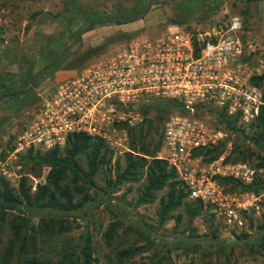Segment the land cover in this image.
<instances>
[{
  "label": "rangeland",
  "instance_id": "374dc122",
  "mask_svg": "<svg viewBox=\"0 0 264 264\" xmlns=\"http://www.w3.org/2000/svg\"><path fill=\"white\" fill-rule=\"evenodd\" d=\"M139 1L0 0V75L13 79L20 75L24 81L19 85L12 83L17 88L32 87L29 101L22 102L24 94L0 98V152L9 147L13 136L57 81L111 55L130 41L172 30L212 34L224 30L229 18L238 14L242 18L241 36L246 49L254 62L258 59L264 62V0H155L141 18L123 24H85L80 17L79 10L130 15ZM50 36H58V41L49 39ZM98 46L102 48L96 54L91 53ZM54 58L61 65L51 75L37 76L33 81L43 65ZM260 88L263 93L264 79ZM178 112L173 107L167 109L163 120ZM156 113L150 110L147 115L150 121L132 131L133 135L140 134L151 149L163 129V120H158ZM201 113L211 132L226 135L216 144L218 151L228 149L241 161L251 162L258 177L264 178V165L258 166L264 158L260 128L250 124L226 125L215 110ZM135 143L138 147L139 141ZM79 160L87 168L83 155ZM117 163L122 166L123 158L113 155L106 165L98 168L93 176L95 188L88 191L91 201L85 210L58 214L67 220L61 231L53 224L51 229L40 232V219L50 216L45 208L18 204L7 209L0 221V256L12 243L11 264L28 258L66 264L64 254H79L89 237L91 264H264V192L256 194L257 207L241 230L226 226L207 209L190 216L184 204L161 222L157 211L166 189L156 191L152 200L140 203L144 174L137 181H126L112 189L106 187V178L114 179ZM35 169L41 174L38 181H43L47 169L38 165ZM71 177L67 174L63 183L72 184ZM185 201L192 200L186 197ZM113 225V238L106 240V232ZM128 247L135 248L134 254L119 261L116 253ZM78 259L81 262L80 256Z\"/></svg>",
  "mask_w": 264,
  "mask_h": 264
},
{
  "label": "built area",
  "instance_id": "2783aa9c",
  "mask_svg": "<svg viewBox=\"0 0 264 264\" xmlns=\"http://www.w3.org/2000/svg\"><path fill=\"white\" fill-rule=\"evenodd\" d=\"M242 28V18L235 14L224 30L212 34L172 30L133 40L57 81L0 156V177L16 186L25 174L21 157L29 149L62 147L77 133L99 137L115 157L134 153L129 127L141 120V110L174 100L180 111L163 120L155 158L175 170L188 198L201 202L226 226L241 230L259 196L228 189L221 180L248 184L257 169L249 161L230 159L228 149L204 161L203 151L226 135L211 132L200 113L219 110L240 125L258 116L264 99L252 78L262 73L264 62L253 61ZM31 180L35 189L38 179Z\"/></svg>",
  "mask_w": 264,
  "mask_h": 264
},
{
  "label": "trees",
  "instance_id": "16d2710c",
  "mask_svg": "<svg viewBox=\"0 0 264 264\" xmlns=\"http://www.w3.org/2000/svg\"><path fill=\"white\" fill-rule=\"evenodd\" d=\"M154 1L140 0L130 15L113 16L104 12L84 13L79 10L80 17L85 24H123L141 18ZM79 33H81V30ZM58 38V36H50L49 39L57 42ZM100 48L102 46L93 48L91 53L96 54ZM60 65L61 61L56 58L47 61L39 73L33 78V81L37 79V76L51 75ZM263 79L264 72L259 76L253 77L252 82L260 87ZM21 81H24V78L20 75L18 79H13L12 76L4 77L0 75V98H14L18 94H24L25 96L22 102L29 101L32 98V87L30 86L26 89L17 88L18 86L16 87L12 83H18L19 85ZM172 107L179 110L178 104L174 100L156 101L141 110V120L136 125L129 127V144L134 153H125L121 157L123 158V165L121 166L119 163L116 165L114 179L107 177L105 180L106 187H111L112 189L126 181H137L144 174V189L138 198V202L140 203L152 200L155 197L156 191L165 188L166 192L159 199L160 207L157 211L161 222L169 217L172 210L183 204L186 206V211L190 216L198 215L203 209L208 210L198 200L191 199L192 201L190 203L186 202L185 198L188 192L184 183L178 178L175 170L168 166L166 161L155 158V154L160 147L162 134H160V139L152 149L149 147V143H143L144 138L140 134H137L138 136L133 135L132 131L136 126H139L145 121H150L147 116L150 110H156L157 118L161 121L167 109ZM207 110L214 111L215 109ZM215 111L219 112L221 121L225 122L226 125L236 124L235 119L226 117L219 110ZM250 125H256V127L260 128L258 133L260 136H264V103L260 106L256 120L251 122ZM253 139L259 140L257 138ZM135 141H139L138 147ZM9 148L10 145L7 149L0 152V156L5 155ZM220 153L217 145H214L203 151V160H212ZM82 155L84 156L87 168H84L80 164L79 157ZM112 156V151L102 139L81 133L69 137L62 147H55L47 151L29 149L21 157L25 174L20 177L16 186H11L9 181L0 177V221L3 219L7 209L13 208L18 204L25 205L29 208H45L49 211L50 216L40 219V232L51 229L53 224L59 226L58 231H61L65 228V222L67 220L58 217V214L65 213L68 215L86 209V205L91 201L88 191L91 188H95L93 176L99 167L106 165L110 161ZM230 159L234 161L241 160L239 157L233 156V154H230ZM263 159H260L258 166L261 167L264 165V162L261 161ZM35 165L40 167L44 166L47 171L43 176V181L36 182L35 189H32L31 176L34 178L41 177L40 172L36 171ZM67 174H71L72 184L63 183ZM221 182L228 189L239 188L240 190L252 191L255 194L264 192V178L258 177V173L253 181L248 184L235 183L229 179H223ZM104 192H106L105 188ZM112 227L106 232V240L113 238L114 225ZM84 241L80 250H76H79V254L76 256L69 253L64 254L66 264L92 263V244L90 238L86 237ZM11 247L12 243L6 247L5 252L0 256V264H11ZM134 252V247L123 248L116 253V257L119 261H122L123 259L131 257ZM79 256L81 257V262H79ZM18 264H47V262L37 258H28Z\"/></svg>",
  "mask_w": 264,
  "mask_h": 264
}]
</instances>
